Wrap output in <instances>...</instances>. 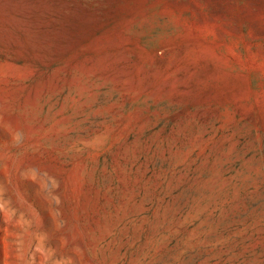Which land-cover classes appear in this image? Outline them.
<instances>
[{
  "label": "rangeland",
  "instance_id": "1",
  "mask_svg": "<svg viewBox=\"0 0 264 264\" xmlns=\"http://www.w3.org/2000/svg\"><path fill=\"white\" fill-rule=\"evenodd\" d=\"M0 264H264V0H0Z\"/></svg>",
  "mask_w": 264,
  "mask_h": 264
}]
</instances>
